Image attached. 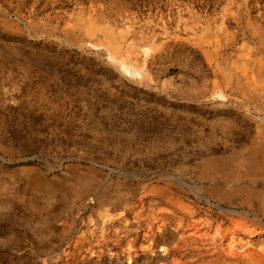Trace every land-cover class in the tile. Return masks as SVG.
Wrapping results in <instances>:
<instances>
[{
  "label": "rangeland",
  "instance_id": "rangeland-1",
  "mask_svg": "<svg viewBox=\"0 0 264 264\" xmlns=\"http://www.w3.org/2000/svg\"><path fill=\"white\" fill-rule=\"evenodd\" d=\"M0 264H264V0H0Z\"/></svg>",
  "mask_w": 264,
  "mask_h": 264
}]
</instances>
